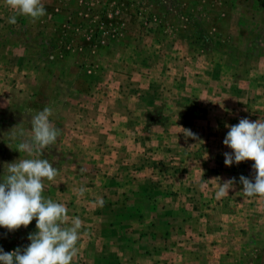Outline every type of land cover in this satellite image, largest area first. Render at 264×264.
Segmentation results:
<instances>
[{
    "label": "rangeland",
    "instance_id": "obj_1",
    "mask_svg": "<svg viewBox=\"0 0 264 264\" xmlns=\"http://www.w3.org/2000/svg\"><path fill=\"white\" fill-rule=\"evenodd\" d=\"M42 3L33 21L0 0V180L35 158L17 146L51 107L62 132L40 158L59 175L43 195L82 221L72 264H264V196L239 180L254 161L226 166L223 144L226 125L264 119V0ZM36 231L0 227V248Z\"/></svg>",
    "mask_w": 264,
    "mask_h": 264
},
{
    "label": "clouds",
    "instance_id": "obj_2",
    "mask_svg": "<svg viewBox=\"0 0 264 264\" xmlns=\"http://www.w3.org/2000/svg\"><path fill=\"white\" fill-rule=\"evenodd\" d=\"M5 2L17 15L33 21L46 15L42 0ZM17 15L11 16L8 22L15 24ZM53 111L51 107H45L33 115L30 136L18 143L17 151L27 152L30 157L35 158H20L7 164L6 175L0 180V227L11 232L22 226L27 228L35 219L37 229L36 232L29 233L30 244L26 248L18 247L9 252L0 248V264H72L78 256L81 219L78 216L70 219L69 209L65 204L43 195L44 181H53L59 175V170L48 159L40 158L44 149L56 144L62 132L49 119ZM226 127L229 131L223 144L232 152L224 153L225 165L230 167L233 163L254 161V182L243 175L239 180L245 196H264V119L250 121L242 118L237 125ZM179 128L185 138L199 139L190 129ZM18 136L24 137L23 130ZM235 183V178L219 183L216 198L228 196ZM86 191V188L81 187L77 190V195L82 197ZM96 203L102 207L103 198H97Z\"/></svg>",
    "mask_w": 264,
    "mask_h": 264
},
{
    "label": "crops",
    "instance_id": "obj_3",
    "mask_svg": "<svg viewBox=\"0 0 264 264\" xmlns=\"http://www.w3.org/2000/svg\"><path fill=\"white\" fill-rule=\"evenodd\" d=\"M161 241H162L161 243H158V244L156 245V251H157V252H158V251H160V252H162V251H164V252H168V251H170L171 249H169L170 247H169V245L167 244V242H169L170 240H169V239L162 238ZM166 241H167V242H166Z\"/></svg>",
    "mask_w": 264,
    "mask_h": 264
}]
</instances>
